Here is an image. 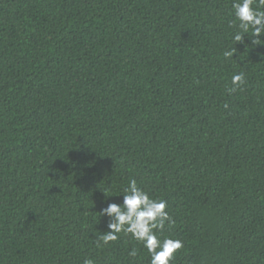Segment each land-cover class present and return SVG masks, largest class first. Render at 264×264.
<instances>
[{
  "label": "trees",
  "instance_id": "obj_1",
  "mask_svg": "<svg viewBox=\"0 0 264 264\" xmlns=\"http://www.w3.org/2000/svg\"><path fill=\"white\" fill-rule=\"evenodd\" d=\"M0 264H264V0H0Z\"/></svg>",
  "mask_w": 264,
  "mask_h": 264
}]
</instances>
